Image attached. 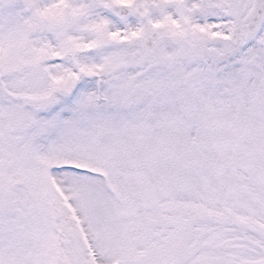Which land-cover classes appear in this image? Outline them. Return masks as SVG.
Instances as JSON below:
<instances>
[{
  "label": "snow or ice",
  "instance_id": "6c2138e0",
  "mask_svg": "<svg viewBox=\"0 0 264 264\" xmlns=\"http://www.w3.org/2000/svg\"><path fill=\"white\" fill-rule=\"evenodd\" d=\"M0 264H264V0H0Z\"/></svg>",
  "mask_w": 264,
  "mask_h": 264
}]
</instances>
